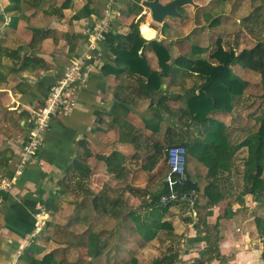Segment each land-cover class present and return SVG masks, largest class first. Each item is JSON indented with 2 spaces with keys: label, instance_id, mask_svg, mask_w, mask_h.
<instances>
[{
  "label": "crops",
  "instance_id": "crops-1",
  "mask_svg": "<svg viewBox=\"0 0 264 264\" xmlns=\"http://www.w3.org/2000/svg\"><path fill=\"white\" fill-rule=\"evenodd\" d=\"M63 1L54 0L53 8L49 6L51 0H44L42 8L25 6L16 27H11V14L5 11L8 0H0V45L12 50L0 57V264H26L21 257L32 243L44 250L50 240L44 233L56 208L46 209L41 201L51 191L59 189L60 200L76 203L75 216H90L91 221L97 215H122L125 209L118 208L127 199L150 201L165 184L167 173L163 179L159 173H163L166 145L179 138V124L173 115L177 117L182 100L171 95L181 93L179 85L171 76L149 82L144 73L146 66L160 73L154 49L138 50L137 55L145 62L141 65L143 74H130L118 62L119 50L110 49L104 38L88 63L87 81L79 90L75 108L69 115L51 121L37 159L24 163L16 173L31 126V112L43 103L55 71L62 70L82 51L86 30L109 8L106 30L128 32L126 9L121 10L116 0H71L68 8L60 10ZM86 3L93 9L90 14L85 10ZM34 27L44 31L45 37L31 43ZM160 27L159 31L152 27L155 35L151 38L140 33L146 39L162 40ZM71 36L77 37L75 48L67 44ZM169 52L172 57L179 54L174 47ZM157 84L159 91L152 90ZM164 94L171 96L167 105L176 109L169 113L170 118L167 110L156 106ZM215 117L230 125L231 117L218 113ZM234 125H230V135L236 142ZM196 134L193 131L190 135ZM234 157L229 171L221 175L224 196L217 205L195 206L191 200H179L164 212L162 220L172 229L159 232L168 237L163 241L164 252L178 253L176 264H264L262 239L254 224L253 196L236 190L235 176L239 177L240 171ZM188 174L201 189L211 179L208 167L198 161ZM194 198L195 194L191 196ZM110 200H117V210L110 209ZM184 204L187 210L177 211Z\"/></svg>",
  "mask_w": 264,
  "mask_h": 264
},
{
  "label": "trees",
  "instance_id": "trees-1",
  "mask_svg": "<svg viewBox=\"0 0 264 264\" xmlns=\"http://www.w3.org/2000/svg\"><path fill=\"white\" fill-rule=\"evenodd\" d=\"M51 1L52 3L49 6L53 8L54 0ZM140 1L131 0L132 4L129 5L128 13L134 15V17L128 24V32L120 34L108 30L104 33L105 41L110 49L119 50L116 56L118 62L123 64L124 69L130 74H143L141 69L143 66L141 65H145V62L142 57L137 55L138 50L146 47L154 49L161 68L160 73L149 71L147 66L144 73L149 82L150 79L155 77L159 81L162 76H171L172 82L179 85L181 93L179 95L171 94L173 97L182 100L177 108V112L180 113L179 118L185 122L184 124L187 127L193 125V131H197V134L192 138L191 135L185 134V138L180 139L178 144L186 148L187 160L189 154H194L196 161L208 167L211 178L201 189L198 183L189 177L186 166V177L183 180L184 184L178 187L177 200L166 204L160 203L161 196L168 192L166 184L163 183L159 193L144 205L145 212L143 214L128 209L122 215H116L122 221L126 218L131 220L134 230L141 236L143 242H147L154 239L160 230L163 229L169 232L172 229L168 221L162 220V216L168 208L179 200L186 202L191 200L193 205L200 204L207 207L217 205L224 196L220 182L221 175H224L225 170L229 171L234 155L242 148L246 150L242 163L244 181L242 194H251L255 202L264 204V106L261 115L256 119L255 127L239 142L231 139L230 125L225 119L215 117L216 113L231 117L237 100L244 94L248 85V81L232 72L231 65L238 64L243 68L255 71L260 75V82L264 87V44L259 41L253 47L242 49L239 53H235L232 48L225 50L221 45H218L215 51L207 57L208 48L193 43L188 40V37L180 40L189 44L185 49L180 44L177 46L175 44L168 45L163 40L156 38L146 39L144 37H146L147 31L141 30L143 37L140 33L139 24L134 21V18L142 10L139 5ZM43 2L44 0H8L5 11L11 14L10 26L16 27L25 6L42 8ZM225 2L224 0H209L206 5H198L195 8V14H215L216 7ZM70 3L71 0H64L58 8L60 10L68 8ZM84 7L88 14L93 12L89 4H84ZM45 10L48 11V9ZM179 11L181 12V9ZM166 27L167 24L163 23V30ZM32 30L31 43L36 40L41 41L45 37L44 31L40 28L34 27ZM35 35H38V37L35 38ZM74 37L71 36L67 39V44L71 48L76 46L74 39L77 37ZM173 46L179 51V54L175 57H172L169 52V48ZM11 52L12 50L8 47L0 45V57L11 54ZM211 58L216 59V62H213ZM158 86L159 84L152 86V90L159 91ZM147 92L149 91L147 90ZM169 98L164 94L157 101L156 106L167 110V113L175 112V108L172 109L167 105ZM162 166L164 176L168 171L166 158ZM64 186L65 189L68 188V186ZM193 193L195 198L191 199ZM201 197L204 199L203 201L200 200ZM59 202L60 191L57 189L51 191L47 198L41 201V204L46 209H55L58 207ZM109 206L110 209L116 208L117 200H110ZM254 224L262 239L261 257L264 260V216L255 215ZM100 234L89 232L87 241L82 243L86 247V253L90 260L97 259L106 251L108 254L111 250V248L107 250V244L101 241ZM46 239L48 240V238ZM114 249H116L115 256L130 253L128 257H122L118 264H139L138 258L136 255L131 254L130 249L121 246H116ZM32 252L36 254L40 253L41 250L34 243L26 248L21 257L26 261V264H62L56 259L53 251L45 253L40 258L31 254ZM176 262H178V253L168 251L153 258L150 264H176Z\"/></svg>",
  "mask_w": 264,
  "mask_h": 264
},
{
  "label": "rangeland",
  "instance_id": "rangeland-1",
  "mask_svg": "<svg viewBox=\"0 0 264 264\" xmlns=\"http://www.w3.org/2000/svg\"><path fill=\"white\" fill-rule=\"evenodd\" d=\"M165 3L169 0H160ZM209 0H194L198 5H206ZM224 4L216 7L215 14L203 15L195 14V8L192 4H184L181 7L180 17H166L165 21L168 23L169 28L163 30L162 40L168 44H178L182 48H187L186 41H180L184 37L188 40L202 47H207V57L210 56L218 45L223 49H234L239 53L242 49H249L257 42L261 41L264 44V0H224ZM120 5L121 10L126 9L124 15L127 16L126 22L132 20V16L127 12L129 5L132 4L131 0H116ZM140 5V2H139ZM141 17H136L135 21L139 24L140 30H146V38H151L155 35V30H161V25L152 21L149 9L141 6ZM129 11V10H128ZM140 12V13H141ZM151 24L152 27H150ZM172 40V41H171ZM175 49L176 47L173 46ZM213 62L216 59L211 58ZM232 72L241 76L244 80H248V85L244 94L237 100V104L232 110L233 113L228 122L236 124L237 139L239 142L243 139L248 132L255 127L256 119L262 113L264 106V87L260 82V75L255 71L248 68H243L238 64L231 65ZM245 69V70H244ZM173 115L175 121L179 124L177 129L179 138L175 143H168L166 147L178 144L180 139L185 138V134L190 135L193 132V125L188 126L179 118L180 113ZM170 118V114L168 113ZM188 131V132H186ZM191 137V136H190ZM189 137V138H190ZM192 138V137H191ZM162 154H165L163 152ZM246 155V150L237 152L234 157V165L238 168L237 172L240 176L236 177L237 188L236 190L243 189V158ZM194 154L188 155L187 168L193 167L196 164ZM164 170V169H163ZM160 178L163 179L164 173H159ZM199 174V173H198ZM202 174V173H201ZM201 174L200 177L202 176ZM202 184V181L200 182ZM227 187L223 184V187ZM229 187V186H228ZM225 191V190H224ZM81 201V198L79 202ZM182 201V200H181ZM148 200L140 199L122 201L119 210L136 209L140 213H144V204ZM231 202V201H230ZM198 206V205H195ZM203 206V205H202ZM205 207V206H203ZM76 203L68 200H60L55 212L50 216V222L44 235H48L50 240L45 244L44 250L41 253H36V257H42L45 253L53 251L56 259L62 264H118L122 257H128L129 252L116 255V246L128 248L131 254L136 255L139 264H149L153 256L162 254L165 251V244L163 241L167 240L165 232H159L157 236L147 242H143L141 236L134 230L131 220L126 218L124 221L116 215L105 214L97 215L95 223L91 221L90 216H75ZM188 206L186 204L178 208L180 213L185 212ZM252 208L255 210V215L264 216V204L257 202L252 203ZM178 215V214H175ZM178 219L179 217L176 216ZM128 227V228H127ZM93 228V229H92ZM101 233V241L107 244V250L111 248L110 252H104L97 259L90 260L87 256L86 247L84 244L87 241V235L90 232Z\"/></svg>",
  "mask_w": 264,
  "mask_h": 264
},
{
  "label": "built area",
  "instance_id": "built-area-1",
  "mask_svg": "<svg viewBox=\"0 0 264 264\" xmlns=\"http://www.w3.org/2000/svg\"><path fill=\"white\" fill-rule=\"evenodd\" d=\"M108 8L102 17L86 30V39L82 44V51L74 56L62 70L55 71V79L41 106L31 112V126L27 139L22 147L21 160L17 164L16 173H20L24 163L35 161L37 152L43 144L45 133L51 121L58 116H67L75 108L79 90L87 81L88 63L94 57V50L100 40L104 39L109 23ZM183 145H172L167 148L166 163L168 172L164 182L168 192L161 196L160 203L166 204L177 200L178 187L184 184L187 157Z\"/></svg>",
  "mask_w": 264,
  "mask_h": 264
},
{
  "label": "water",
  "instance_id": "water-1",
  "mask_svg": "<svg viewBox=\"0 0 264 264\" xmlns=\"http://www.w3.org/2000/svg\"><path fill=\"white\" fill-rule=\"evenodd\" d=\"M184 4H192L196 7L194 0H169L162 3L160 0H141L140 5L149 9L151 19L155 23L163 25L166 17H181L179 7ZM194 197V193L192 194Z\"/></svg>",
  "mask_w": 264,
  "mask_h": 264
},
{
  "label": "flooded vegetation",
  "instance_id": "flooded-vegetation-1",
  "mask_svg": "<svg viewBox=\"0 0 264 264\" xmlns=\"http://www.w3.org/2000/svg\"><path fill=\"white\" fill-rule=\"evenodd\" d=\"M182 6H183V5H182ZM182 6L179 7V10L181 9Z\"/></svg>",
  "mask_w": 264,
  "mask_h": 264
}]
</instances>
